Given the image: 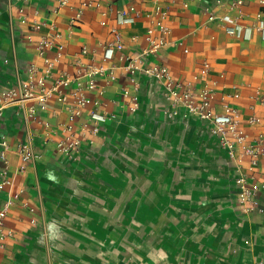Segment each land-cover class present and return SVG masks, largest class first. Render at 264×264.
I'll list each match as a JSON object with an SVG mask.
<instances>
[{
    "label": "crops",
    "instance_id": "obj_1",
    "mask_svg": "<svg viewBox=\"0 0 264 264\" xmlns=\"http://www.w3.org/2000/svg\"><path fill=\"white\" fill-rule=\"evenodd\" d=\"M61 1L0 0V92L32 65L46 75L45 58L59 53L47 86L62 73L77 75L79 62L113 68L115 79L99 77L86 92L91 102L72 123L81 140L72 155L57 148L70 121L56 99L45 110L36 99L4 110L0 137L9 148L7 164L0 159V209L13 204L0 264H264V156L250 169L247 156L221 145L211 121L180 109L169 115L175 107L164 87L145 75L135 86L123 69L153 29L165 45L149 63L167 67L195 94L212 88L217 114L236 108L252 141L264 139V32L253 28L259 12L264 19L261 0L235 8V0ZM206 8L220 19L211 21ZM234 26L240 35L227 30ZM56 32L63 49L55 42L41 54V40ZM118 34L123 47L108 57ZM74 87L62 90L69 95ZM26 142L40 155L35 161L20 157ZM242 174L256 188L249 212L239 197Z\"/></svg>",
    "mask_w": 264,
    "mask_h": 264
},
{
    "label": "built area",
    "instance_id": "obj_2",
    "mask_svg": "<svg viewBox=\"0 0 264 264\" xmlns=\"http://www.w3.org/2000/svg\"><path fill=\"white\" fill-rule=\"evenodd\" d=\"M84 5L91 4L93 0H84ZM168 1V0H165ZM174 1V0H169ZM264 4V0L260 1ZM68 0H62L61 4L66 5ZM219 6H224L225 3L221 0L217 1ZM244 4V0L232 1L231 7L235 8ZM21 11H23L21 9ZM162 18H166L168 10H160ZM81 11L77 16L71 19V22L75 18L80 17ZM122 16L126 15L123 11ZM203 14L213 21L220 19L219 15L209 8L203 10ZM263 12H259L257 20L253 25V28L264 32V19H262ZM160 30L165 34L169 32V28L160 23ZM36 30H40L42 25L37 24ZM53 28V27H52ZM227 30L236 35H240L243 31L242 27H227ZM153 29L149 30L148 41L149 45L141 49L135 56L127 57V63L124 66V71L131 76L132 82L135 86L139 83V76L145 75L154 79L159 85L164 87L166 98L173 103L174 109L169 112V115L173 116L178 114L179 109L186 112V115H196L203 120L211 121L212 133L219 137L220 143L223 147L227 148L231 155L235 150L240 151L242 157L247 156L250 159V169H253L257 165L259 159L264 156V139L259 137L252 141L249 135L242 129L240 121V113L236 108L228 109L226 114H217L214 111L213 99L214 92L212 88L205 87L201 89L197 94L184 84L175 81L167 67L159 65L157 63H149V58L156 55L160 48L165 45L164 40L155 39L153 37ZM61 34L56 32L54 35H48L40 42L39 49L41 54H45L47 50L52 48L55 42H58V48L61 51L63 44L61 43ZM123 42L121 35H117L115 42H110L107 46L109 52L108 57H111L114 49H121ZM188 51V50H186ZM84 53L87 49L83 50ZM61 54L59 53L54 60L45 58L46 61V75L37 76L38 69L35 65H32L27 70V76L25 78L17 75L15 81L0 92V117L3 115L4 110L10 105H18L31 99L39 100L38 108L45 110L48 107V103L52 99L59 101L69 111V123L64 126L68 133L66 137L60 139L57 143L58 150L65 155H72L74 151H78L81 146V140L75 135L73 122L81 114V110L91 102L87 96V91H92L97 86V79L99 77L107 76L109 79H115L114 69L106 66L87 65L80 63L78 74L74 77L66 76L64 73L56 79L55 83L50 87L46 85V79L52 75V69L55 63L60 61ZM84 65V67H83ZM82 71H81V70ZM209 65L205 64L204 71L207 73ZM84 79V80H83ZM75 83L74 89L68 94L63 92L62 88L65 86H71ZM125 95L128 94L126 90ZM71 96L72 103L68 101V97ZM98 103V102H96ZM264 104V100L262 102ZM30 113H36V107H30ZM94 131L97 132L98 128L95 127ZM0 159L7 164L6 152L9 148V144L5 136L0 137ZM19 154L24 162L35 161L40 157L38 152L30 142L22 143L19 146ZM6 169L3 171V175L6 176ZM249 177L241 175L237 179L239 186V197L243 204L244 211L249 212L257 204L256 200V188L252 187L249 182ZM11 184L10 180H5L3 184ZM13 204V200L10 199L0 209V238H5L12 234L11 231L5 230V218L8 214V208Z\"/></svg>",
    "mask_w": 264,
    "mask_h": 264
}]
</instances>
